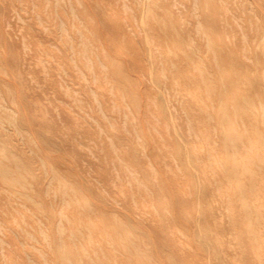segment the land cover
Masks as SVG:
<instances>
[{"label": "rangeland", "instance_id": "1", "mask_svg": "<svg viewBox=\"0 0 264 264\" xmlns=\"http://www.w3.org/2000/svg\"><path fill=\"white\" fill-rule=\"evenodd\" d=\"M0 264H264V0H0Z\"/></svg>", "mask_w": 264, "mask_h": 264}, {"label": "bare ground", "instance_id": "2", "mask_svg": "<svg viewBox=\"0 0 264 264\" xmlns=\"http://www.w3.org/2000/svg\"><path fill=\"white\" fill-rule=\"evenodd\" d=\"M231 138H232V134H227V135H226V140H225V141H226V146H227V148H232V146H234V145H232V146H231V145H230V146L228 145L229 140H231ZM227 142H228V143H227ZM235 170H236L235 173H237V169H235ZM2 173H3V175H5L6 172L3 171Z\"/></svg>", "mask_w": 264, "mask_h": 264}]
</instances>
